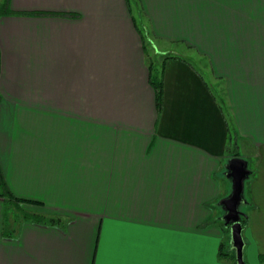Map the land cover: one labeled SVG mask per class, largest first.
<instances>
[{"label":"crops","instance_id":"obj_1","mask_svg":"<svg viewBox=\"0 0 264 264\" xmlns=\"http://www.w3.org/2000/svg\"><path fill=\"white\" fill-rule=\"evenodd\" d=\"M3 2L2 179L60 222H9L0 195V264H231L227 123L264 264V0Z\"/></svg>","mask_w":264,"mask_h":264},{"label":"trees","instance_id":"obj_2","mask_svg":"<svg viewBox=\"0 0 264 264\" xmlns=\"http://www.w3.org/2000/svg\"><path fill=\"white\" fill-rule=\"evenodd\" d=\"M1 13H11V11L5 5V3H3L2 7L0 8V14ZM33 13H38V12H33ZM160 73H161L160 72V64L157 65V66H154L153 68L151 67L149 80H150V82L152 83V85H153V87L155 89V97H156L157 105L159 104L160 91H161V76H160ZM221 109H222V107H221ZM223 115L226 117L227 116V112L223 111ZM227 135H228L227 136L228 137L227 138V148H226V151H228L227 153L230 156H233V155L240 156L238 154L237 150L233 149V146H230V144H229L230 141H231V143H233L234 137H235L236 134H235V132L232 131V127L230 126V124L228 125V123H227ZM247 163H248V169L250 171H249L248 176L244 180V188H243L244 202H242L239 205V210L241 211L240 215H239V221H240V224L242 226V230L247 225L246 208L251 205V202H250L249 198L247 197L246 189L248 187V183H249L250 179L252 178L253 169H252L251 163L248 160H247ZM0 184H1L2 188H3V191L0 192V195L3 198L4 203L6 205H14V206H16L17 209L19 210L20 214L22 215L21 219H23V220H32L34 222H41V223H59L60 222L59 218H57V217H55L53 215H49V214L45 213L44 211L24 209L21 206L23 204L34 205V206H39L41 204H40V202L35 201V200L24 199V198H20V197L14 196L5 187L3 179H2V175H1V170H0ZM17 222H18V220H17ZM221 223H222V221H221ZM223 226L227 227L226 225H223ZM219 254L226 255V257L230 260V263L231 264H235L232 250L227 251V249L220 248L219 249Z\"/></svg>","mask_w":264,"mask_h":264},{"label":"water","instance_id":"obj_3","mask_svg":"<svg viewBox=\"0 0 264 264\" xmlns=\"http://www.w3.org/2000/svg\"><path fill=\"white\" fill-rule=\"evenodd\" d=\"M248 163L238 155L229 156L224 163L223 175L230 182L229 193L221 197L217 203L222 214L220 219L226 225L229 233V248L233 251L235 264H244L242 226L239 221V205L244 202V180L249 174Z\"/></svg>","mask_w":264,"mask_h":264},{"label":"rangeland","instance_id":"obj_4","mask_svg":"<svg viewBox=\"0 0 264 264\" xmlns=\"http://www.w3.org/2000/svg\"><path fill=\"white\" fill-rule=\"evenodd\" d=\"M3 0H0V8L2 7V5H3ZM134 11V10H133ZM136 16V15H135ZM138 17L139 16H136V18L138 19ZM148 49H149V51H151V47L150 46H148L147 47ZM198 62L199 63H202L203 64V66H204V59H202V58H200V56H198ZM155 66H157V62H156V64H155ZM223 176V175H222ZM223 178H225V177H223ZM244 208V207H243ZM7 217H8V220H9V222L10 221H12V222H14L12 219H14L15 221H17V220H19V218L20 217H22V215L20 214V212H19V210L17 209V207L16 206H14V205H10V206H8V208H7ZM244 245V244H243ZM244 247V246H243ZM218 255V254H217Z\"/></svg>","mask_w":264,"mask_h":264}]
</instances>
